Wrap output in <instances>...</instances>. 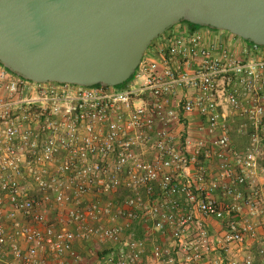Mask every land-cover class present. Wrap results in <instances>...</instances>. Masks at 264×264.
Returning a JSON list of instances; mask_svg holds the SVG:
<instances>
[{
	"label": "built area",
	"instance_id": "1",
	"mask_svg": "<svg viewBox=\"0 0 264 264\" xmlns=\"http://www.w3.org/2000/svg\"><path fill=\"white\" fill-rule=\"evenodd\" d=\"M217 31L171 27L122 88L36 83L0 64V264H82L78 244L105 246L102 264H200L212 242L218 264H253L232 246L254 235L237 218L264 191L234 186L250 187L264 161V47ZM233 117L250 129L243 152ZM195 118L217 147L210 181ZM201 218L223 231L211 241Z\"/></svg>",
	"mask_w": 264,
	"mask_h": 264
},
{
	"label": "water",
	"instance_id": "2",
	"mask_svg": "<svg viewBox=\"0 0 264 264\" xmlns=\"http://www.w3.org/2000/svg\"><path fill=\"white\" fill-rule=\"evenodd\" d=\"M182 21L264 47V0H0V64L36 83L117 86Z\"/></svg>",
	"mask_w": 264,
	"mask_h": 264
},
{
	"label": "crops",
	"instance_id": "3",
	"mask_svg": "<svg viewBox=\"0 0 264 264\" xmlns=\"http://www.w3.org/2000/svg\"><path fill=\"white\" fill-rule=\"evenodd\" d=\"M175 29H177V27H187V24L181 22L175 26H173ZM217 32L219 33H225V32H221L220 30H218ZM223 36L225 37H228V34H222ZM161 37L157 38V40H159ZM176 99H174L175 101ZM174 101H172L171 99V103L173 102L174 104ZM242 119L239 118V117H233V118H230V122H231V126H232V131L230 133V139H231V149L236 151V152H243L248 146H247V143H248V129L247 128V131H245L244 133H239L236 128H238L237 126L240 124V122ZM198 123L197 119L195 118L190 126V136L192 139H204L205 142H206V146H203L201 149H200V155L198 157V160H197V164H196V167L199 168V167H203L204 168V171L206 173V177H207V180L210 181V180H213L216 178V175L218 174V170H219V160L217 159L216 155H215V152L217 151V147L215 146H210L211 143V136L208 135V134H201L197 131L196 129V124ZM174 129L175 130H181L182 129V124H174ZM250 130V129H249ZM185 148V151L190 154L193 152L194 150V146H184ZM229 160L230 162L233 164V160L229 157ZM234 166V165H233ZM192 171L194 170V167L192 166ZM235 171L238 172V168L235 166ZM236 189H239L241 191H243L245 194H248V192H250V189L252 188H256V189H259V190H262L264 191V161L263 160H260L259 161V167H258V170L255 174V177H254V182L253 184L249 187V186H240V185H235L234 186ZM213 197L215 198V200L219 203V204H227L230 202V199L229 198H226L222 192L220 190H216L212 193ZM262 206V205H261ZM264 208V205L262 206ZM246 211V212H244ZM264 211V210H263ZM243 214H244V217L243 219L245 220H248L250 219V224L254 226V231H256V235H259V239H257L255 241V243H257V247H263L262 243H261V240L264 239V228L262 227H255V225L258 223L256 221V218L254 217H249L248 215H254L253 214H250L249 213V210L245 207H243ZM264 214V212H263ZM248 218V219H247ZM242 217L240 218H237V220H241ZM256 221V223H255ZM264 222V218L262 220V223ZM201 223L204 227H206L208 229V232L210 234V238H211V241L212 239H215L216 237H218V235L223 231V227H224V222L223 221H216L214 219H210V218H201ZM223 225V226H222ZM221 231V232H220ZM220 232V233H219ZM217 236L215 237L214 235ZM214 236V237H213ZM94 244H83V245H75V249L76 251L80 254V256L83 258L82 260V264H87L89 261L87 260V258L89 257V253L86 252L84 249L85 247H88V246H93ZM254 247V246H253ZM106 247L104 246V249L102 250V255L104 254V252L106 251L105 250ZM245 254V253H244ZM237 256H239L238 254H236ZM101 255L99 254L98 258L96 261L94 258H91L89 260L92 261L91 264H102V260H101ZM248 256V255H247ZM243 257V256H242ZM242 257H239V258H242ZM67 264H72L69 260V263Z\"/></svg>",
	"mask_w": 264,
	"mask_h": 264
},
{
	"label": "rangeland",
	"instance_id": "4",
	"mask_svg": "<svg viewBox=\"0 0 264 264\" xmlns=\"http://www.w3.org/2000/svg\"><path fill=\"white\" fill-rule=\"evenodd\" d=\"M158 41H160V40L156 41V39H155V43H157ZM253 205H254V215H248V216L256 218V221L258 223L255 225V227H257V228L262 227L263 228V223H262V220L264 218V214H263L264 208L262 207L263 205L261 204V202L258 199L254 200ZM244 212H246V211H244ZM50 216H53V214H51ZM243 217H244V214L242 215V219L240 221L244 222L245 224H249L250 219L247 218L248 220H245V219H243ZM256 221H255V223H256ZM214 236L216 237L217 234ZM258 237H259V235H256V231H254V235L248 234L247 236H245L244 241L241 244H236V245L232 246L233 254H238L239 255L238 258L242 257V256L245 257L248 255L253 259V264H264V247H257V243H255V241L257 239H259ZM212 240H214V239H212ZM166 242L167 241H164V243H166ZM103 249H104V247L99 246V245H95V244L93 246L85 247L84 250L89 253V257L87 258V260L89 262L87 264L92 263V261L89 260L91 258H94L96 261L99 258L98 257L99 254L101 255L100 257H102V250ZM210 249H211L210 252L206 256H203L200 264H218L219 263L218 257L223 258L225 256V254L219 248H217L213 242L211 243ZM223 264H226V261H224Z\"/></svg>",
	"mask_w": 264,
	"mask_h": 264
},
{
	"label": "trees",
	"instance_id": "5",
	"mask_svg": "<svg viewBox=\"0 0 264 264\" xmlns=\"http://www.w3.org/2000/svg\"><path fill=\"white\" fill-rule=\"evenodd\" d=\"M182 22L185 23V24H187V26L189 27L190 30H193V29H197V28L202 27V26L195 25V24H192V23H187L186 21H182ZM169 29H170V28H169ZM169 29H168V30H169ZM168 30H167V31H168ZM164 34H165V33H163V34H162L161 36H159V37H162ZM154 41H155V40H154ZM154 41H153V42H154ZM153 42H152V43H153ZM246 42H247L248 44H251V42H249V41H246ZM152 43H151V44H152ZM151 44H150V45H151ZM132 76H133V75H131V76H130V77H129L124 83L119 84V85H117L116 87H117V88H122V87H124V86H125L130 80H131Z\"/></svg>",
	"mask_w": 264,
	"mask_h": 264
},
{
	"label": "flooded vegetation",
	"instance_id": "6",
	"mask_svg": "<svg viewBox=\"0 0 264 264\" xmlns=\"http://www.w3.org/2000/svg\"><path fill=\"white\" fill-rule=\"evenodd\" d=\"M181 23V22H180Z\"/></svg>",
	"mask_w": 264,
	"mask_h": 264
}]
</instances>
